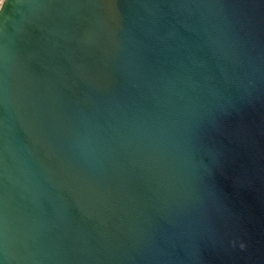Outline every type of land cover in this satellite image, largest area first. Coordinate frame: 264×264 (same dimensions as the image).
Segmentation results:
<instances>
[{"label":"water","instance_id":"water-1","mask_svg":"<svg viewBox=\"0 0 264 264\" xmlns=\"http://www.w3.org/2000/svg\"><path fill=\"white\" fill-rule=\"evenodd\" d=\"M0 264H264V0H4Z\"/></svg>","mask_w":264,"mask_h":264},{"label":"built area","instance_id":"built-area-1","mask_svg":"<svg viewBox=\"0 0 264 264\" xmlns=\"http://www.w3.org/2000/svg\"><path fill=\"white\" fill-rule=\"evenodd\" d=\"M3 2H4V0H0V8H1Z\"/></svg>","mask_w":264,"mask_h":264}]
</instances>
